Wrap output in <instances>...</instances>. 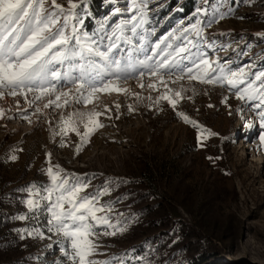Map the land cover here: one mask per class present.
Returning a JSON list of instances; mask_svg holds the SVG:
<instances>
[{"label": "rangeland", "instance_id": "obj_1", "mask_svg": "<svg viewBox=\"0 0 264 264\" xmlns=\"http://www.w3.org/2000/svg\"><path fill=\"white\" fill-rule=\"evenodd\" d=\"M212 2L214 6L222 4V11H232L206 28L205 38L214 41L217 48L202 50L210 57L231 58L242 65L252 58L264 63V0ZM186 4L188 13L176 10ZM203 4L204 0H154L150 5L154 9L151 26L158 36L166 34L181 19L187 23ZM90 9L92 16L86 21L89 30L109 12L103 0H90ZM221 45L230 49L218 51ZM152 82L145 77L143 88L135 79L120 86L141 97H155L157 91L147 87ZM182 83L188 86L187 81ZM192 86L196 93L186 92L192 99L181 101L179 110L207 130L203 146L197 141V130L177 118L166 102L153 106L150 100L138 104L126 93H98L86 106L49 108L34 115L35 107L29 108L22 97L0 99V108L5 109L0 118V239L3 234L15 236L12 250L3 254L0 263L50 264L60 255L55 237L16 238V229L24 225L11 219L25 211L19 200L26 193L17 189L47 179L42 169L47 165L45 154L51 153L52 163L68 172L94 176L97 187L115 181L111 196L122 197L117 210L134 218L126 233L102 238L101 254L96 259L127 253L128 257L138 254L141 259L126 258L125 264H143L146 254L150 264H264L261 129L249 114L254 126L245 135L241 114L236 111L242 102L226 89L196 82ZM225 95L229 98L227 106L221 103ZM47 99L39 102L41 108ZM17 100L20 108L27 109L31 123L23 118L24 112L17 111ZM129 106L134 111H129ZM93 108L104 113L99 119L105 127L97 130L79 153L75 150L79 138L71 132L69 146L60 147V138H53L50 130L61 111L67 115ZM10 148L22 150L14 162L5 159ZM37 256L40 258L35 259Z\"/></svg>", "mask_w": 264, "mask_h": 264}, {"label": "snow or ice", "instance_id": "obj_2", "mask_svg": "<svg viewBox=\"0 0 264 264\" xmlns=\"http://www.w3.org/2000/svg\"><path fill=\"white\" fill-rule=\"evenodd\" d=\"M103 2L109 12L89 30L86 21L92 16L90 0H0V99L22 97L29 108L35 107L34 115L49 108L64 109L80 103L86 106L98 93H126L138 104L150 100L153 106L166 102L177 118L197 130V141L203 146L207 130L179 110L181 101L192 99L185 93H196L192 86L196 82L226 89L242 102L236 108L241 114V128L245 135L253 128L248 119L252 114L261 129L259 143L264 146V63L252 58L242 65L231 58L210 57L202 50L217 48L214 41L205 38L206 28L225 19L231 8L222 11V4L214 6L212 0H204L187 23L181 19L171 31L158 36L151 26L154 9L150 5L154 0ZM229 49L221 45L217 50ZM145 77L153 80L147 87L157 91V96L141 97L120 86L135 79L143 88ZM158 85L165 90L160 92ZM45 98L47 102L41 108L39 102ZM228 99L225 95L221 103L227 106ZM16 103L17 111L24 112L23 118L31 123L27 109L19 107V100ZM129 111L134 108L129 106ZM4 115L5 109L0 108V118ZM102 115L95 108L67 115L61 111L51 135L60 138V147H68L69 133H74L79 138L75 144L79 153L90 137L105 127L99 119ZM18 151L22 150L10 148L5 159L16 161ZM45 156L47 165L42 172L47 179L17 189L26 196L19 200L25 211L11 217L24 225L16 229V238L55 237L60 255L50 264H125L126 258L140 260L138 254L128 257L127 253L96 259L101 254L102 238L126 233L134 220L116 208L122 197L111 196L115 181L97 187L94 176L68 172L52 163L51 153ZM143 264H150L147 254Z\"/></svg>", "mask_w": 264, "mask_h": 264}, {"label": "trees", "instance_id": "obj_3", "mask_svg": "<svg viewBox=\"0 0 264 264\" xmlns=\"http://www.w3.org/2000/svg\"><path fill=\"white\" fill-rule=\"evenodd\" d=\"M189 1L191 3L193 0H189ZM234 1L237 2V0H234ZM188 10H189V4H186L183 7V12L188 13ZM150 212H152V211H150ZM147 214H151V213H147ZM6 224L7 223H5L4 226H7ZM14 241H15V236L13 237V235L11 236V235H7V234L2 235V238L0 239V262H2L4 260L3 254H6L12 250V243H14Z\"/></svg>", "mask_w": 264, "mask_h": 264}]
</instances>
